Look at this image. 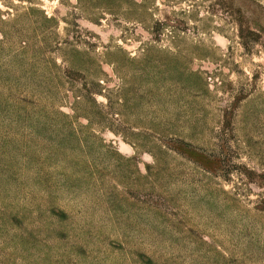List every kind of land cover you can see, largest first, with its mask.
Wrapping results in <instances>:
<instances>
[{"label": "rangeland", "instance_id": "1", "mask_svg": "<svg viewBox=\"0 0 264 264\" xmlns=\"http://www.w3.org/2000/svg\"><path fill=\"white\" fill-rule=\"evenodd\" d=\"M0 264H264V0H0Z\"/></svg>", "mask_w": 264, "mask_h": 264}]
</instances>
